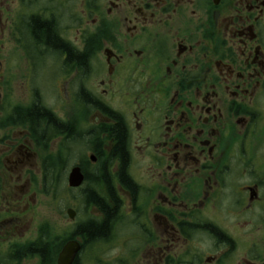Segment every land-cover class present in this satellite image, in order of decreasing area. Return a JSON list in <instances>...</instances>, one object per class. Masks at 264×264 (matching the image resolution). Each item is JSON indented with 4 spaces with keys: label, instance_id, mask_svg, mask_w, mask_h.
Wrapping results in <instances>:
<instances>
[{
    "label": "flooded vegetation",
    "instance_id": "obj_1",
    "mask_svg": "<svg viewBox=\"0 0 264 264\" xmlns=\"http://www.w3.org/2000/svg\"><path fill=\"white\" fill-rule=\"evenodd\" d=\"M71 160V264H264V0H0V264H57L27 215Z\"/></svg>",
    "mask_w": 264,
    "mask_h": 264
},
{
    "label": "rangeland",
    "instance_id": "obj_2",
    "mask_svg": "<svg viewBox=\"0 0 264 264\" xmlns=\"http://www.w3.org/2000/svg\"><path fill=\"white\" fill-rule=\"evenodd\" d=\"M49 151L52 150L49 149ZM65 176H67V174ZM54 182L56 183L52 185L51 192L49 194H45L43 192L40 181L34 182L35 193L33 196V207L30 214L27 215L28 220L31 221V228L25 235V239H35L40 224L45 221L47 222L48 226L50 225L52 228V232L58 235L59 239L61 237L66 238L73 230L76 221L78 223L79 221L91 216V207L87 206L86 210H83L80 207V202L72 198V196L79 195L80 192L77 190H72L70 192L68 189H66V181H64L63 184L61 183V187L57 192V196L54 198V191L57 189V179ZM62 186L65 188V190H61ZM67 206L73 207V209L77 211L75 220L69 219V217L66 215L65 210ZM86 253L89 255L92 252L87 250Z\"/></svg>",
    "mask_w": 264,
    "mask_h": 264
},
{
    "label": "trees",
    "instance_id": "obj_3",
    "mask_svg": "<svg viewBox=\"0 0 264 264\" xmlns=\"http://www.w3.org/2000/svg\"><path fill=\"white\" fill-rule=\"evenodd\" d=\"M43 29H44V26L42 24L37 23V26H35V30H36L35 33L37 34L39 38L43 37V34H42ZM49 34H50V31L47 32V37L50 38ZM52 120L53 118L50 115L49 122ZM34 122L36 124L38 120L35 119ZM121 147H122V144L119 140L118 146H116V148L121 149ZM54 169L55 167H53V165L46 167V172L50 176V179L48 182L42 183L43 192L45 194L46 193L49 194L51 192L52 185L56 183L52 181V177H51L54 172ZM86 178H88V175H86ZM89 180L86 181L84 188L81 189L82 191L81 197L83 200L82 204L84 206H87L88 203L94 202V203H98V205L100 204L102 205L101 198L97 195V192L95 191V189L91 188L92 183L95 184L97 182H93V181L91 182ZM60 185L61 183L58 181L57 189L54 191V198L57 196V192L59 191L61 187ZM105 232H106L105 222L103 224H98L96 223L94 219H90L89 221H82L78 223L75 226L70 237H67L64 240H61L59 239L56 233L52 232V228L50 227V225L48 226V224L45 222L40 226L36 239L32 243H30L28 249L34 255L39 254L40 256H42V258H47L49 256L56 255L59 248L63 244V242L67 240L68 238L74 237L75 234L83 237L84 244H86L95 238L104 237Z\"/></svg>",
    "mask_w": 264,
    "mask_h": 264
},
{
    "label": "water",
    "instance_id": "obj_4",
    "mask_svg": "<svg viewBox=\"0 0 264 264\" xmlns=\"http://www.w3.org/2000/svg\"><path fill=\"white\" fill-rule=\"evenodd\" d=\"M82 181L83 175L80 169L78 167L72 168L68 177V184L71 187H79ZM67 214L71 219L75 217V211L71 208L67 210ZM79 249L80 244L76 240L68 241L59 252L57 264H71Z\"/></svg>",
    "mask_w": 264,
    "mask_h": 264
},
{
    "label": "bare ground",
    "instance_id": "obj_5",
    "mask_svg": "<svg viewBox=\"0 0 264 264\" xmlns=\"http://www.w3.org/2000/svg\"><path fill=\"white\" fill-rule=\"evenodd\" d=\"M67 160H68V157L65 158V162H66ZM67 165H71V166H68V170H67L68 177H69V174H70L71 169L74 168V167H78V168L80 169V172L82 173L81 168H80L79 166H77V165H72V160H71V161H68ZM55 169H57V166H56V165H55ZM82 175H83V173H82ZM68 177H67V180H66V184H67L66 189H70V188H72V187L68 184ZM83 182H84V175H83V181H82V184H83ZM82 184H81V185H82ZM63 188H64V187H62L61 189L63 190ZM80 207H81L83 210H86V209H87V206H84V205H81V204H80ZM78 210H79V209H78ZM90 218H91V216L87 217L86 219H84V220H82V221H89ZM82 221H79L78 223H80V222H82ZM78 223H77V221L75 222V224H74V228H75V226H76ZM74 228H73V230H74ZM73 230L70 232V235L72 234ZM70 235H69L68 237H70ZM77 236H78V235L75 234L74 237H72V238H68L67 240H65V241L63 242V244L61 245V247L59 248V250H58V252H57V254H56V255H57V259H58L59 252L61 251V249L63 248V246H64L68 241H70V240H76V241L80 244V249H79L77 255L80 253L81 248H82L83 250H85V249H86V250H90V249H91L92 241H90V242L84 244V241H82V243H81V242L77 239ZM79 236H80V235H79ZM66 238H67V237H66ZM66 238L61 237L60 239H61V240H64V239H66ZM81 238H83V237H81ZM82 253H83V251H82ZM56 255H54V256H56ZM77 255H76V256H77ZM76 256H75V257H76Z\"/></svg>",
    "mask_w": 264,
    "mask_h": 264
}]
</instances>
